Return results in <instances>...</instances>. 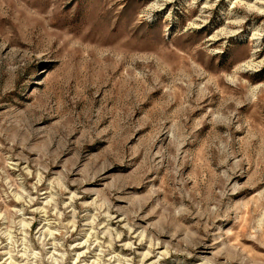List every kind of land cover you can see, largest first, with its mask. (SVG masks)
<instances>
[{
  "label": "rangeland",
  "instance_id": "374dc122",
  "mask_svg": "<svg viewBox=\"0 0 264 264\" xmlns=\"http://www.w3.org/2000/svg\"><path fill=\"white\" fill-rule=\"evenodd\" d=\"M0 264H264V0H0Z\"/></svg>",
  "mask_w": 264,
  "mask_h": 264
},
{
  "label": "bare ground",
  "instance_id": "6f19581e",
  "mask_svg": "<svg viewBox=\"0 0 264 264\" xmlns=\"http://www.w3.org/2000/svg\"><path fill=\"white\" fill-rule=\"evenodd\" d=\"M149 255V252L148 253H145L143 256L147 257Z\"/></svg>",
  "mask_w": 264,
  "mask_h": 264
}]
</instances>
